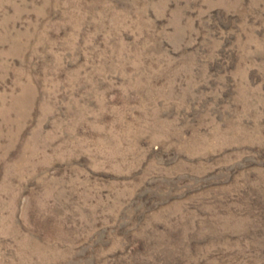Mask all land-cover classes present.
<instances>
[{
    "label": "rangeland",
    "instance_id": "rangeland-1",
    "mask_svg": "<svg viewBox=\"0 0 264 264\" xmlns=\"http://www.w3.org/2000/svg\"><path fill=\"white\" fill-rule=\"evenodd\" d=\"M0 264H264V0H0Z\"/></svg>",
    "mask_w": 264,
    "mask_h": 264
}]
</instances>
